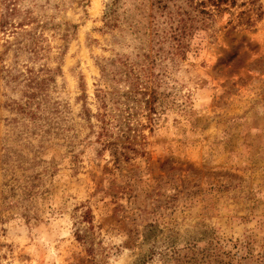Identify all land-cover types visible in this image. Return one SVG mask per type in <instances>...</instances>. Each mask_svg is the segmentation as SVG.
<instances>
[{"label": "rangeland", "instance_id": "obj_1", "mask_svg": "<svg viewBox=\"0 0 264 264\" xmlns=\"http://www.w3.org/2000/svg\"><path fill=\"white\" fill-rule=\"evenodd\" d=\"M160 2L0 4V264H264V0Z\"/></svg>", "mask_w": 264, "mask_h": 264}, {"label": "trees", "instance_id": "obj_2", "mask_svg": "<svg viewBox=\"0 0 264 264\" xmlns=\"http://www.w3.org/2000/svg\"><path fill=\"white\" fill-rule=\"evenodd\" d=\"M18 0H0V4H4L7 8V12L5 13V16L11 15L15 11V5ZM117 1V0H115ZM161 0H152V4L157 3L158 5L161 4ZM169 1V0H166ZM187 3L186 7L180 8V10L177 11L178 14V21L176 30H178V33L174 32V39L177 42L176 49L177 52H181L183 48H185L186 43L184 42V39L186 38L187 32L189 30H192V27L197 24L198 21H203V24L209 17L213 15L215 12H220L221 10L226 9L225 6H222L223 4L227 3H233L234 0H183ZM115 4L110 5L109 12H113L115 9ZM166 7V4H163V8ZM107 14V13H106ZM4 15V13H0V18ZM18 25H21V23H18ZM3 24L0 19V29L2 28ZM157 234V231H155V227L150 224L147 227V232L144 234V238L150 239L151 237H155ZM170 241H177L176 238L170 237Z\"/></svg>", "mask_w": 264, "mask_h": 264}]
</instances>
